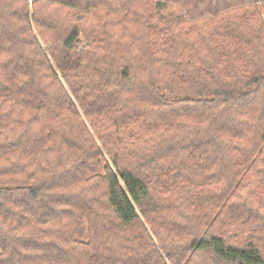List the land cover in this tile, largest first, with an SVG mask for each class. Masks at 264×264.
Instances as JSON below:
<instances>
[{
    "label": "trees",
    "instance_id": "obj_1",
    "mask_svg": "<svg viewBox=\"0 0 264 264\" xmlns=\"http://www.w3.org/2000/svg\"><path fill=\"white\" fill-rule=\"evenodd\" d=\"M0 264H264V0H0Z\"/></svg>",
    "mask_w": 264,
    "mask_h": 264
}]
</instances>
